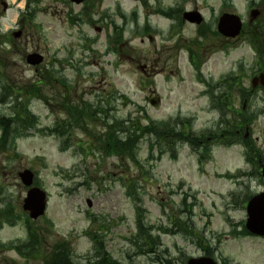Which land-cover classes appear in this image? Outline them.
Listing matches in <instances>:
<instances>
[{
  "label": "rangeland",
  "instance_id": "obj_1",
  "mask_svg": "<svg viewBox=\"0 0 264 264\" xmlns=\"http://www.w3.org/2000/svg\"><path fill=\"white\" fill-rule=\"evenodd\" d=\"M173 4L181 11H201L207 25L201 27L203 35L180 16L155 12ZM254 7L261 17L251 25ZM23 11L33 13L32 19ZM224 11L241 16L245 28L239 38L212 31ZM145 21L149 28L142 30ZM14 30H21L20 36L11 35ZM261 34L264 3L262 8L259 0H86L76 5L0 0L1 80L17 96L12 102L36 117L13 144L0 149V264H44L39 256L64 241L73 262L85 264L94 252L84 234L89 228L120 264H186L187 257L205 255L206 248L220 263L226 258L225 264H264V237L238 234L247 217L246 199L263 189L257 171L264 166V93L251 90L250 81L264 68V48L254 41ZM189 48L197 53L198 72L188 60ZM34 51L44 60L32 66L26 55ZM46 70L53 72L51 78L46 74L43 86L31 88ZM204 81L213 83L217 97L216 108L207 112ZM62 100L69 111L72 105L81 109L93 103L102 112L86 117L80 131L71 112L61 109ZM12 102L1 104L0 114L11 115ZM222 115L224 124L217 127ZM245 115L253 117L249 139L234 142L228 131L242 128L238 137L244 135ZM176 117L184 124L171 128L182 139L169 145L153 133L137 138L138 164L103 154L92 139L104 136L114 119L125 123L120 131ZM62 124L69 140L49 132ZM205 142L209 155L198 161L204 149L195 145ZM245 152L254 156V165L246 162ZM28 168L47 193L46 213L35 220L22 210L27 191L18 173ZM245 171L252 175L231 176ZM129 189L134 198L127 195ZM136 207L151 227L153 253L140 252L134 241ZM26 220L37 235L36 259L23 257L29 252L24 246L12 249L14 242L30 241Z\"/></svg>",
  "mask_w": 264,
  "mask_h": 264
},
{
  "label": "trees",
  "instance_id": "obj_2",
  "mask_svg": "<svg viewBox=\"0 0 264 264\" xmlns=\"http://www.w3.org/2000/svg\"><path fill=\"white\" fill-rule=\"evenodd\" d=\"M36 1V0H33ZM264 1V0H263ZM30 2V1H29ZM178 8L175 9H168V10H158L161 14L164 16H171L173 12H177ZM146 30V28H144ZM254 34V33H253ZM262 36V37H261ZM261 36H256L255 41H259L260 47L262 46L264 48V35L261 34ZM5 51V50H4ZM262 51V50H261ZM8 52V51H7ZM4 55V57H7V53ZM50 71H45L43 72L40 76H38L37 79H35L34 82L30 85V87L34 88L36 85L40 87L44 85L46 81V74L50 76L51 78V73L48 74ZM60 82H63V78H59ZM0 104L2 103H11L13 99L17 100V96L14 97V93L12 91V87L8 84L6 80H1V69H0ZM34 92V90H32ZM50 95L45 94V98L47 99ZM57 96V93H56ZM55 99L54 97H52ZM49 101L52 99H48ZM51 102V101H50ZM13 103V102H12ZM66 103L65 101L59 102L61 105V109H66V111L71 112L72 117L74 118V122L76 125L75 128L81 131V125L84 124L86 121V117L89 119L92 118L97 112H102L99 110L98 106H93L91 108V104H86L83 105L80 110L76 107V105H72V109L69 108L71 106H65ZM18 102L13 103V110L12 114L5 116L4 114H0V129H1V137H0V149H4L7 145L10 144L9 139H15V137L20 136L19 130H24L26 126L28 125H34L36 117L32 114V112L29 111L28 108H19ZM21 107V106H20ZM130 121H133V119H130ZM118 123V124H117ZM151 123V122H149ZM124 122H118V120L114 119V122L112 125H108L107 128L105 129L104 136H99L93 137L95 139V142L99 144V148L102 150L103 154H106L107 156H118L121 159L125 160H130L132 163H137L136 157L138 152L136 151V145H137V138L142 137L144 135H148L153 133L155 137L160 138L163 137L166 141L167 144L171 145L176 142V140L182 139L180 136L176 134V132L171 128L172 125L169 126V124L164 123V122H152L151 124H148V126H143L141 127L139 123H134L131 125L132 130H130L128 127L126 129H121L118 131V126L124 125ZM63 127H55L53 129H50L49 132L55 131L56 134H60L61 136L64 137V139L69 140V131L68 129L66 130L65 124H62ZM118 131V133H117ZM166 133L167 135H165ZM171 134V135H170ZM11 135V136H9ZM173 135V139H172ZM61 148L63 149V145L61 144ZM248 147L252 148L250 144ZM165 148L160 149L159 151L163 152ZM127 186V185H126ZM130 186V185H128ZM132 187V186H131ZM132 189H129L127 192V195L130 197H135L134 194L131 192ZM142 209L139 207H136V228L137 232L136 235L134 236V241L138 244V248L141 250H144L146 252L153 253L156 251V248L154 246L153 240L151 233L149 232L151 227L147 225L144 222V219L142 217ZM8 210H5L3 212L4 215H7ZM25 223L28 225L27 230H28V235L30 237L29 242H24L20 244H15L14 249L19 248L17 246H24L25 250L29 251L26 253L25 256L27 259L37 258V251L38 249L34 248L35 247V241L37 238L35 229L32 227L31 224L28 223V220L25 221ZM178 226V225H177ZM149 227V228H146ZM96 232H93L92 230L86 231V234L90 237V240L93 243V254L92 256L87 260L85 264H120L117 260L113 259L111 254H108L105 251V247L101 240L98 238ZM240 235L242 234H247L245 229L242 227L241 230L239 231ZM155 237H158L157 235ZM156 239V238H155ZM151 245V248L149 249V246ZM15 249V250H16ZM34 249H36L34 253ZM17 251V250H16ZM206 255H211L213 250L206 248L205 250ZM21 252V251H20ZM40 259L42 258V263L44 264H81V263H74L72 260V255H71V249L69 244L64 242H56L52 248V251L49 254L42 253L41 256H39Z\"/></svg>",
  "mask_w": 264,
  "mask_h": 264
},
{
  "label": "water",
  "instance_id": "obj_3",
  "mask_svg": "<svg viewBox=\"0 0 264 264\" xmlns=\"http://www.w3.org/2000/svg\"><path fill=\"white\" fill-rule=\"evenodd\" d=\"M75 3H80L82 0H73ZM258 11H252V18H255ZM184 20H187L192 23L199 24L201 22L202 17L194 11H188L183 14ZM218 32L225 37L237 36L241 29V20L235 14H227L224 13L219 18L217 23ZM20 32H16L15 35L19 36ZM27 61L34 65L42 61V56L37 53L29 54L26 56ZM253 86L257 85L259 81L264 88V73H261L257 78L252 79ZM20 180H22L23 184L28 186L33 182V173L31 170H23L19 173ZM46 193L44 190L38 189L37 187H31L28 189V193L24 198L23 209L30 214L31 218L36 219L37 217L43 214L46 201H45ZM246 207V212L248 214V218L246 220V228L252 234L264 235V191L262 193L256 194L248 200ZM88 205H91V202L88 201ZM187 264H217L213 258L210 256H200L198 258H189L187 259Z\"/></svg>",
  "mask_w": 264,
  "mask_h": 264
},
{
  "label": "flooded vegetation",
  "instance_id": "obj_4",
  "mask_svg": "<svg viewBox=\"0 0 264 264\" xmlns=\"http://www.w3.org/2000/svg\"><path fill=\"white\" fill-rule=\"evenodd\" d=\"M195 45H199V43H194ZM194 53H196L195 51L193 52V56L191 57L192 59H194ZM207 97L209 98V100L211 101V100H213V98H212V96H209V95H207ZM211 111V110H210ZM222 125V123H219L218 124V126H221ZM235 133H236V135H240V133H241V129H237L236 131H235ZM210 138V137H209ZM206 141V140H205ZM199 142H202V141H199ZM208 142H205V146H207L208 144H207ZM203 145V144H202Z\"/></svg>",
  "mask_w": 264,
  "mask_h": 264
}]
</instances>
